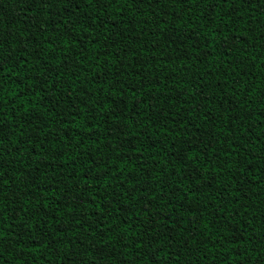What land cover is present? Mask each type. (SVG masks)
Listing matches in <instances>:
<instances>
[{"label": "trees", "instance_id": "16d2710c", "mask_svg": "<svg viewBox=\"0 0 264 264\" xmlns=\"http://www.w3.org/2000/svg\"><path fill=\"white\" fill-rule=\"evenodd\" d=\"M0 264H264V0H0Z\"/></svg>", "mask_w": 264, "mask_h": 264}]
</instances>
